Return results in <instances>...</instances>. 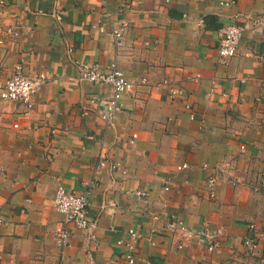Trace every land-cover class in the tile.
Returning <instances> with one entry per match:
<instances>
[{
	"label": "crops",
	"instance_id": "1",
	"mask_svg": "<svg viewBox=\"0 0 264 264\" xmlns=\"http://www.w3.org/2000/svg\"><path fill=\"white\" fill-rule=\"evenodd\" d=\"M232 23L243 37L222 58ZM2 39L0 85L19 65L49 80L31 109L0 99V264H128L130 228L134 264H264V0H0ZM81 64L136 83L111 122L91 102L110 87ZM60 186L98 216L64 248Z\"/></svg>",
	"mask_w": 264,
	"mask_h": 264
},
{
	"label": "built area",
	"instance_id": "2",
	"mask_svg": "<svg viewBox=\"0 0 264 264\" xmlns=\"http://www.w3.org/2000/svg\"><path fill=\"white\" fill-rule=\"evenodd\" d=\"M55 16L61 19V14L55 12ZM122 30V29H121ZM121 30L116 32L117 40L120 39L122 33ZM244 33V27L232 23L224 26L220 30V45L219 54L222 58L233 57L238 50L239 44L242 40ZM13 34L18 36L19 33L14 31ZM4 40H0V45L4 44ZM117 44L119 42H116ZM81 78L94 83H104L110 87L111 96L105 99L92 98L91 102H100L102 104V110L99 112L101 118L107 122H111L117 112L122 109V101L125 94L134 90L136 83L129 79L118 67L114 64L108 72L101 73L94 70L92 66L80 65ZM17 71L0 85V99L8 102H16L24 104L27 109H31L33 106V97L47 82L48 77L45 74H36L30 76L25 74L21 69V66L16 67ZM172 96L176 95L173 91ZM90 111L85 109L84 115H88ZM14 127L18 128L19 124H14ZM133 138H137V134H133ZM120 164H114L113 168L119 167ZM188 164H182L180 169L186 168ZM215 179H210L209 183L213 184ZM138 193L145 197L146 192L138 191ZM212 195H214L212 193ZM54 205L56 210L64 216L62 222L56 224L54 229V239L56 244L60 248H64L69 244V240L72 234L71 226L85 230H93L98 223V216L91 215L90 213V199L87 193H75L65 190L60 186L56 192L54 198ZM170 227L173 230H187L186 224L181 220H174ZM130 239L128 241L119 240L118 244L123 245L127 249L125 255V261L128 264H134L136 245L140 238V234L134 228L128 230ZM245 245L253 247L255 245L252 239H246Z\"/></svg>",
	"mask_w": 264,
	"mask_h": 264
},
{
	"label": "rangeland",
	"instance_id": "3",
	"mask_svg": "<svg viewBox=\"0 0 264 264\" xmlns=\"http://www.w3.org/2000/svg\"><path fill=\"white\" fill-rule=\"evenodd\" d=\"M253 177V182L256 186L258 195L262 197V206L264 208V158L256 161Z\"/></svg>",
	"mask_w": 264,
	"mask_h": 264
}]
</instances>
